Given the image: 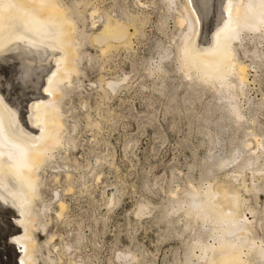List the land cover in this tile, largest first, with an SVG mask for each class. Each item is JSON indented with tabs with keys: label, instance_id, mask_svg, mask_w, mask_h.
Returning <instances> with one entry per match:
<instances>
[{
	"label": "rangeland",
	"instance_id": "374dc122",
	"mask_svg": "<svg viewBox=\"0 0 264 264\" xmlns=\"http://www.w3.org/2000/svg\"><path fill=\"white\" fill-rule=\"evenodd\" d=\"M235 1L222 0L226 20L218 26L217 0H55L72 12L76 27L74 72L55 95L61 138L37 170L38 197L13 210L0 199L6 264H23L7 239L27 231L22 219L28 214L34 217L36 264H185L199 254L195 240L213 243L207 223L185 213L188 190L203 192L231 179L240 198H247L241 217L252 225V241L264 248L263 32L237 33L232 47L244 82L237 86V75L229 74L225 91L186 72L179 53L187 12L204 17L203 44L194 39L191 46L206 51L234 31ZM106 20L126 25V44L94 41ZM55 39L49 63L40 59L48 55L33 53L24 60L14 47L0 57V95L25 119H37L41 102L52 99L48 87L68 59ZM231 89L240 118L223 98ZM37 125L33 137L45 140V127ZM253 262L264 264V258Z\"/></svg>",
	"mask_w": 264,
	"mask_h": 264
},
{
	"label": "bare ground",
	"instance_id": "6f19581e",
	"mask_svg": "<svg viewBox=\"0 0 264 264\" xmlns=\"http://www.w3.org/2000/svg\"><path fill=\"white\" fill-rule=\"evenodd\" d=\"M217 2V13H219V16L215 21H218L219 26L220 23L225 22L226 18L222 0H217ZM66 9L67 7H61L55 0H0V57L6 54L10 48L14 47L13 52H18L24 60L29 61L27 55L29 54L30 57V53H33L36 56L48 55V57L45 56L40 59L45 63H49L50 56L52 57L50 48L52 45L50 41L55 38L57 39L56 42L59 43L58 46L60 49H64L62 50L63 52L65 50L68 51V59L65 60L63 67L58 70L48 87V91H50V94L51 92L53 93V97L52 99L41 102L42 109L38 110L37 119L28 115V118L25 119L21 114L22 112L20 115L16 111L9 110L6 100L2 98V94L0 95V199L4 200V204L7 205L6 207H10L12 210L20 202H33L38 197V182L40 177L38 176L37 170L52 156L51 151L58 146L61 138L58 128L60 111L55 95L59 93V84L63 80L69 81L70 72H74L72 71L73 65L71 66V58L75 56L72 42L74 32L76 31L71 16L72 12L68 9L66 11ZM231 11L230 13L235 22L234 31L231 32L230 30L226 36L224 35V38L212 44L214 46L213 48L210 47L211 49H207L206 51L194 50L192 48L193 46H191L194 39L198 45L203 44L200 43V36L206 29L203 26L205 21L204 17L197 11V13L194 12L191 15L187 12L186 18H183L187 21L188 32L183 38L184 45L180 48L179 53L186 72L188 70H194V73L203 82L210 83L212 86L213 83H216L220 87V89L216 88V91L218 90L220 92L225 91V89L227 90L226 87L231 86L226 81V77L229 74L235 73L237 75V86L244 82V73L241 66L235 60L232 47V42L237 38V33L243 29L252 31L262 30V36H264V0H236ZM184 20L182 21L184 22ZM212 30L213 28L208 31V38L213 33ZM128 35L126 25L118 21L110 23V21L106 20L100 32L93 39L95 42L103 43L105 47H109V42L112 40L123 43V45L124 43L126 44ZM204 43L206 44V42ZM186 45L188 46L187 48ZM188 52L190 53L189 56ZM61 61H64V59ZM23 66L27 69L29 68L24 64ZM43 66H38L37 68L42 70ZM23 76L25 75L23 74ZM111 84L107 83L109 86ZM233 85L235 86V84ZM234 90H232V94L230 93L228 96L226 94L223 98L229 100H227V103L230 110L236 118H240L241 114L238 111L239 108L236 105V99H233L235 98L233 96ZM32 109H35V107H32ZM33 123L35 125L38 124L37 128H40V125L45 127V134L47 135L45 140L37 141L33 137V132L35 131L33 130ZM250 159H248L249 163L253 161ZM248 162L246 161V163ZM237 169H239L238 166ZM233 174V176L229 175V177H235L236 174ZM210 187H206L203 192H198L196 189L188 190L190 201L184 204H186L185 213L187 215L191 214L194 218L198 219L201 226L207 223V233L212 237L213 243H205L206 241L203 243L199 237L197 241H194L199 247V254L196 256L193 255L196 257L194 260L190 259L191 256H187L185 264H252L253 259L258 261L264 258V248L260 245H255L256 243L254 244V241H252L255 240L251 236L253 234L251 232L252 225L250 226V223L245 217L242 219L243 213L241 215V211L244 209H241V207L243 206L244 198H240L238 192L233 189L232 179L214 188ZM201 196L202 200H193V198ZM246 199L244 200L246 201ZM59 205L63 207L61 206L63 205L62 202ZM249 210L251 209L249 208ZM18 212L20 211L18 210ZM22 221V224L24 226L26 225L27 231L24 234L15 236L14 240L9 239V237L7 241L11 242L13 246L11 248L9 244L7 245L13 250L15 255L17 252L19 253L17 255V263L36 264L33 255L35 242L31 238L34 217L28 214L26 215V219H22ZM24 245L26 246V252H21L22 254H20L19 251L23 250ZM8 250L10 249L8 248ZM187 254H190V252ZM243 256H245V259L242 258ZM5 262L0 257V264H6Z\"/></svg>",
	"mask_w": 264,
	"mask_h": 264
}]
</instances>
